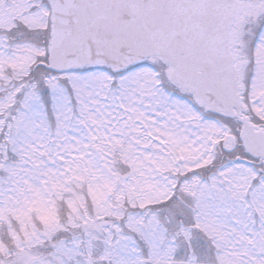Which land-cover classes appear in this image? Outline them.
Segmentation results:
<instances>
[{"label":"snow or ice","instance_id":"1","mask_svg":"<svg viewBox=\"0 0 264 264\" xmlns=\"http://www.w3.org/2000/svg\"><path fill=\"white\" fill-rule=\"evenodd\" d=\"M0 264H264V0H0Z\"/></svg>","mask_w":264,"mask_h":264}]
</instances>
